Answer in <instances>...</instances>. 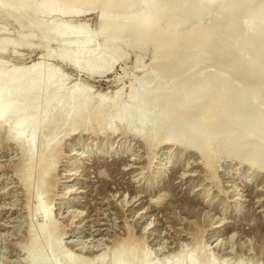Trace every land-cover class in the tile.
<instances>
[{
  "label": "rangeland",
  "instance_id": "374dc122",
  "mask_svg": "<svg viewBox=\"0 0 264 264\" xmlns=\"http://www.w3.org/2000/svg\"><path fill=\"white\" fill-rule=\"evenodd\" d=\"M37 1L40 0H35V2ZM221 1L217 0V9H220V6L221 9L222 6L224 8L226 2L225 8H227L223 11L220 9L221 11L217 14L214 9L207 8L210 10L206 11L199 20L201 25L194 19L186 20L187 23H184V20L180 21L179 16L178 19V17L172 18L171 15H164L165 17L162 15L152 19L153 22L150 23L149 30L147 29L148 31L144 33L137 30L123 31L120 42H136L139 50L124 49L123 58L115 64L114 68L99 76L86 78L71 66L67 64L65 66L57 61L59 66L52 58L45 62L63 70L62 74L70 78L65 83L66 90L83 84L94 91L93 95L102 96L108 92H117L119 88H123L126 93L129 84L136 80L141 87H156L157 82L152 81L151 74L161 77L162 81L166 82L165 86H174L177 82H181L180 80L184 79L185 81L186 76H190L179 73L171 77L168 65L170 67L172 65L163 62L166 57L164 47L168 45L175 34L174 36L179 40L184 38L181 41L177 39L178 43L174 47L175 54L173 53L175 56L190 45L204 43V46L209 48V50L204 49L205 56L199 62V69L196 68V73L192 75V84L198 81L196 74L202 69L203 72L208 73L220 71L230 76L232 85L238 84L237 91L240 89H243L242 91L245 93L247 91L246 94L253 95L257 101L259 100V104L264 106V70L255 66L258 62L257 59H254L252 52L251 55L249 53L247 55L245 51L240 56L236 50L237 45L240 46V39L234 38L235 35L221 33L222 29L219 30V27L217 28L218 32L216 31V34H213L210 39L206 35L207 32L204 31V29L208 30L210 27L227 23V19L228 24L231 23V27H233L240 24L239 20L244 22L245 19L249 20L255 16L256 18L259 16L258 19L264 18V10H262L263 12L257 10L260 7L264 9L262 7L264 0H256V2H254L255 0H246L245 3L242 0H223L222 3ZM4 3L9 4V0H5ZM63 4L61 3L62 6ZM18 6L19 4L15 3L13 9L16 10ZM235 8L238 10L236 9L237 12L233 13ZM246 8L251 11L249 12ZM135 11L140 12L141 7H136ZM245 11L246 13H244ZM103 12L99 7L92 10L83 7L79 9L76 18L53 14L47 18V21L46 19L44 21L52 23L55 20L54 22L59 24L66 22L68 24L71 21L73 22L70 23L72 26L84 24L87 31L94 33L99 30V16ZM224 12L235 19H231L229 15L224 17ZM231 12L232 14H230ZM115 14L117 20L111 26L110 32L116 28L120 18L119 13ZM213 14L216 15V21L218 19L221 21L222 14L223 20L227 18L222 20L220 25L215 21L216 25H214ZM6 15L8 14H0V28L1 31L5 30V32H1L0 39L7 36L12 43H15L20 35L32 34L36 41L44 36V29L33 28L28 21L18 22V19L13 17L12 19L11 16L6 17ZM245 16L249 18L247 19ZM195 21L197 28L199 27L198 31L196 26H193L196 24ZM156 24L162 26V31H160L162 35L159 34ZM175 24L179 26L180 30L178 29L170 36L175 26L169 30L168 27ZM165 25L167 26L165 27ZM156 29L158 32L154 34ZM193 31L196 35L192 33ZM218 33H221V36ZM222 34L224 35L222 36ZM183 35L191 37L185 38ZM224 36L225 39L222 38ZM235 39L236 41H234ZM101 46L102 38L98 37L93 43V47ZM227 49L228 56L223 57L222 54ZM51 50L56 52L59 47L58 50L57 47H51ZM155 50L157 51L155 52ZM42 51L41 46H37L34 51L21 48L16 54L8 52L5 54L6 56L0 57V63L4 62L3 65L6 64L8 68H17V66L25 68L37 63L41 58ZM210 51L212 54L209 53ZM244 54L248 58L253 57L247 59ZM136 62L142 65V71L133 68ZM245 63L248 64L247 67ZM249 63H252V67H249ZM251 68H255V71ZM141 72H144L143 78H138L142 74ZM117 79L122 80L116 83ZM232 85L228 90L236 91ZM247 87L253 88L250 90ZM254 91L255 93H253ZM95 105L94 102L90 103L84 111L82 120L78 122L62 125L57 117L52 119L50 125L57 126L56 134L58 132L57 135L60 139L66 134L64 130L69 127L75 125L73 128L76 127L77 131L61 139L58 149L56 148V152L54 151L53 165H50L54 169L50 172L51 174L49 173V176L47 175L46 180L42 179L45 181L39 179L40 176L38 178V173L31 178L27 177L29 170L27 168L31 164L28 155L8 138L6 128L0 130V264H34L41 249H46L47 246V252L50 250L47 256L55 253L56 256L58 255L57 259L60 260L59 253L65 252L78 260L77 263L80 261L81 264H143L144 262L147 264H171L173 257L176 258L175 255L180 252L184 256L187 255L188 260L191 259L194 264H208L209 261L213 264H264V170L261 171L262 168L257 166L249 169L247 163L240 164V159L237 156L236 159L233 153L222 151L221 155L219 150H210L208 157L201 158L200 155L184 149L179 144L173 145L174 138L168 132L169 129L164 130L165 127L160 129L154 138L151 137L152 140L150 138L147 141L134 138L133 133L127 131L126 128H118L113 134L105 127H103L105 130L99 127L106 124V120H110L112 113L104 114L102 123V120L96 116ZM27 106L28 104L24 103L23 107ZM198 114L191 115V119H194ZM87 123L88 126L85 125ZM11 124H13V120L9 121L7 125ZM241 129L242 132H249L246 127ZM51 132V128H46L41 138L46 140ZM228 133L225 135L227 136ZM168 142L169 144H166ZM175 142H178V139H175ZM92 148L101 155L87 157L88 154H92L90 151ZM209 149H212V146ZM110 151H116L119 154L118 156L113 154V156ZM212 151L216 155H211ZM75 153L82 155V158L77 162L73 157ZM42 154L39 152L38 156H42ZM123 159L128 163L129 159L133 161L129 164L126 161L127 164H116ZM78 163L80 165H77ZM164 164H166V168L159 170L158 167H164ZM47 168L49 167L47 166ZM102 179L107 182L105 187L102 185ZM41 181L43 184L40 183ZM188 199H191L192 203H188ZM37 201L42 202L44 208L50 213L52 228L54 226L53 229H55L51 228L52 232L50 229H47L49 233L46 231V227L50 223H46L47 220L43 216L45 213L40 215L39 208L41 207H37L40 205L37 204ZM34 203L37 204L36 211L40 210L38 214L33 208V206L35 207ZM43 231H45L44 234ZM36 235L35 239L38 240L34 242L32 238ZM130 238L132 241L128 240ZM133 239L134 243H131ZM51 242L57 244L58 251L55 248L53 251L54 246H49ZM98 260H100L99 263ZM60 263L61 261H59Z\"/></svg>",
  "mask_w": 264,
  "mask_h": 264
},
{
  "label": "bare ground",
  "instance_id": "6f19581e",
  "mask_svg": "<svg viewBox=\"0 0 264 264\" xmlns=\"http://www.w3.org/2000/svg\"><path fill=\"white\" fill-rule=\"evenodd\" d=\"M4 1L5 0H0V14H8L6 17L11 16V18H16L19 20L18 22L28 21V23H30L33 28H41L45 30L44 36L37 41L34 39L32 34H27L24 36L20 35L15 43H12L10 38L7 36L3 39H0L1 58L2 56H6L5 54L8 52L16 54L21 48H24V50L26 49L28 51H34L37 46H41L43 49L40 54L41 58H39L38 62L25 68H18V66L17 68H8L6 67V64L5 66L3 65L4 62L0 63V130L6 128L8 138H10L17 146L21 147L20 150L24 151V153L28 155L31 164L27 168L29 169L27 172L28 175L26 174L27 177L31 178L33 175L38 173V178L39 176L41 177L39 179L46 180V178L49 176V173L53 171L52 169H54V167L50 165H53L54 161H52V159L54 158V151L58 149L57 147L59 146L61 139L66 137V135L68 136L72 134V132L77 131L76 127L73 128L75 125L72 127L68 126L69 128L64 130L66 132L65 136L62 135L63 137L60 139L57 135L58 132L56 134L57 126L50 125L52 119L57 117L62 125L78 122L82 120L86 107L92 102L96 104V116L101 120L102 117L104 118V114L112 113L110 120H106V124L99 127H105V129L111 131L113 134L118 128H126L127 131L133 133L132 135L134 138H138L140 141H147L151 137L154 138L155 134L157 132L159 133V130L165 127L164 130L166 131V129H169L168 132H170L171 137L174 138V140L172 139L173 145L179 144L183 146L184 149L200 155L201 158L208 157L210 150H219L218 152H221V155L222 151H225L229 152V154L233 153L235 158L237 156V158L240 159V164L247 163L246 165L249 166V169L256 168L258 166V168H262L261 171L264 170V106L259 104L260 102H258L259 100H256V97L253 95L251 96V94L250 96L246 94L247 91L246 93L242 91L243 89L237 91L238 84L236 85L237 87L235 86V83L232 85L230 76L220 71L208 73L206 71L203 72L202 69L201 72L196 74L198 81L195 83L193 79L194 83L192 84V75L196 73V68L199 69V62L203 56H205L204 49L209 50V48H207L206 45L204 46V43L190 45L180 54H176L178 57L175 56L174 47L179 40L174 36V32L176 33L179 29V26L176 24L168 27L169 30V28L175 26L172 29L173 31L170 33V36H172V33L174 34L172 39L168 45L164 47L166 57H164L163 62L164 64L170 63L172 65L171 67L168 65V72L171 77H174L179 73L190 76H186V79L188 78L187 81L186 79L185 81L184 79L183 81L180 80L181 82H177L174 86H165L166 82L162 81L163 79L161 77L151 74L150 78L152 81L157 82L156 87H141L138 84V80H134L135 82H131L129 84L126 93H124L123 88H119V91L117 92H108L106 94H102V96L97 94L93 95L92 92L94 91H91L89 87L83 84H78L77 86L66 90L67 88H65V83L70 78H67L66 75L65 77L64 74H62L63 70H59L58 68L51 66V64L48 65L45 62L47 59L49 61L52 58V60L54 59V61H58L63 65L67 64L71 66L74 70L82 73L83 76L85 75L86 78L97 75L99 76L104 72L114 68L115 64L123 58L125 54L124 49H134L136 51L139 50L136 42H120V36L123 31L137 30L140 33H144L145 31L149 30L148 28L153 22L151 20L162 15H171L172 18H177L179 16L180 21L184 20V23H187L185 22L186 20L194 19L197 20V22H200L201 25V21L199 20L206 13V11L210 10H207V8L214 9L217 11V14L221 10L223 11V9L227 8H225L227 3L226 1L225 5L223 4L224 8L222 6L221 9L220 6L221 10L217 9V3L220 2H217V0H40L37 2H35V0H9V4H5ZM245 1L246 0H242L244 3ZM254 2H256V0ZM15 3L19 4L16 10L13 9V5ZM61 3H64L63 6ZM248 4L251 7L250 2ZM228 5L230 7V3H228ZM138 6L141 7L140 12L135 11V8ZM260 6L262 5L260 4ZM83 7H85L87 10H92L96 7H99L104 11L99 16L100 27L98 31L94 33L89 32L87 31L88 29L86 30L84 24L72 26L70 23L73 22L71 21L68 24H66L67 22L65 24L62 23L63 25L59 24L58 22H54L55 20L52 23L49 20L50 22H47L48 24L44 21V19L47 21V18L53 14L76 18L79 9ZM236 9L238 10V8H235L233 13L237 12ZM247 10L249 12L251 11V9ZM257 10H261V12H263L262 10L264 9L260 7L259 9L257 8ZM109 13H112L113 15H110ZM115 13H119L120 18L116 28L110 32L111 26L117 20V17L114 16L116 15ZM244 13H246V11ZM230 14H232V12ZM228 15L229 14L225 13L224 17ZM222 16L223 14L221 15V21L223 20ZM229 17L231 18L230 15ZM258 17L259 16L256 18L255 16L251 19L248 17L249 20L245 19V21L243 18L244 22L239 20L240 24L231 27V23L228 24V19L226 20L227 17L224 19L227 21V23L222 24L220 23V19H218V21L215 20L216 15L213 14V24L216 25V21L218 25H222L213 26L210 28L207 26L209 29H206L207 31L204 29V31L207 32L206 35L208 39H210L213 34H216L218 27L219 30L222 29L220 30V32L222 31L221 33L233 36L235 35L234 38L238 37L240 39V46L238 47L236 44V50H238L239 55L241 56L242 52L245 53V51L247 55L248 53L250 54L252 52L254 59H257L258 62V64L256 63L255 66H259L260 69L264 70V18L258 19ZM245 18L247 17L245 16ZM231 19L235 18L233 17ZM197 22L193 26H196ZM16 24L18 25L17 22ZM158 25L156 24V26ZM166 26L167 25H165V27ZM87 27L89 28V26ZM153 28L155 29V27ZM196 30L198 31L199 27ZM2 31L5 32L4 29H2ZM2 31L0 28V34ZM158 31L159 34L162 35V32L160 33V31H162V26H158ZM158 31L156 29L154 34H156ZM204 31H202V33H204ZM192 33L195 34L194 31ZM221 33L218 34L221 36ZM188 34L190 35V33ZM189 35H183V37L190 38L191 36ZM223 35L224 34H222V36ZM98 37L102 38V46L96 48L93 47V43L98 39ZM222 38L225 39V36ZM183 39L184 38L181 40ZM201 41L203 40L201 39ZM234 41H236V39ZM221 42L223 43V39ZM51 47H57V50L59 47V50L53 52ZM157 50H155V52ZM224 51V54L222 55L223 57H227L228 49ZM211 52L212 51L209 53ZM209 53L206 54L210 55ZM251 57L253 56H250L249 58ZM245 58L249 59L246 57V55ZM58 62L56 64L59 65ZM251 64L249 67H252ZM245 66L247 67L248 64ZM133 68L137 69L138 71H142V65L139 62H136V64L133 65ZM251 69L255 71V68ZM256 69L259 71L258 68ZM143 73L138 78H143ZM260 77L259 81L261 80ZM256 78H258V76H256ZM120 80L122 79H117L115 82L119 83L121 82ZM251 83L253 84V82ZM231 85L235 87L236 91L232 92L230 89V92L228 90ZM251 88L253 87H247V89L250 90ZM257 92L256 94H258ZM253 93H255V91ZM24 103L28 104V106L25 108L23 107ZM194 113L199 114L194 117V119H191V115L194 116ZM11 120H13V124L7 125ZM85 125L88 126L89 124L87 123ZM245 127L249 132H245L244 130V132H242L241 128ZM46 128H51L52 132L50 134L51 136L49 135L48 138L46 137V140H43L41 135L43 136V131ZM227 132L230 134L228 133L226 136L225 134ZM175 139H178V142H175ZM166 144H169V142ZM211 146L212 149H209ZM90 151L92 154H88L87 157L89 155H101V153L97 152V150H94L93 148L90 149ZM39 152H42V156L44 155L45 157H42L41 155L38 156ZM212 152L211 155L215 154L214 151ZM113 154L118 156L119 153L116 151L111 152V155ZM73 157L75 158V162H77L78 159L82 158V155L80 156L79 153H75L73 154ZM125 161L127 162L125 159L115 162H117L116 164H125ZM132 161L129 159V163ZM77 165H80V163ZM47 166L49 168L52 167L50 168L51 170L47 168ZM165 168L166 164H164V167H158L159 170ZM55 175L57 176V174ZM42 181L40 183H42ZM102 181V185L105 187L107 182L103 179ZM23 185L25 184L23 183ZM37 202V204H42V202ZM188 203H192L191 199H188ZM37 204H35V207L33 206V208H35V211L37 207L42 208H39L41 211L37 209L36 212L38 214L40 211V215L41 213H45L43 216L47 220L46 223H50L48 226L46 225L48 227H46V231L47 229H50L52 232L55 229H53L54 226L52 228L49 211L44 208L43 204L36 207ZM33 208L31 207V209ZM44 232L45 231H43V234ZM47 233L49 232L47 231ZM33 237L34 238L32 239H34V242H37L38 239H35L37 235ZM131 238L128 240L132 241ZM129 241L128 243L130 244ZM131 243H134V239ZM50 245L54 246L53 251L54 248L57 250V244H54V242L52 244L51 242V244L49 243V246ZM42 248L44 247L42 246ZM46 249H41L39 252L40 255L37 257L34 264H59V261H61L60 264H81L80 261L77 263L78 260H76L73 256L67 255L65 252L62 254L59 253L60 260L57 259L58 255L56 256L55 253L54 255L56 257L54 255L47 256L50 250L47 252ZM53 251L51 253H53ZM129 253L131 254V250ZM175 256L176 258L173 257V262L171 264H194L191 259L188 260L186 257L187 255L184 256V254L181 252ZM95 259L97 260L98 258ZM100 260H98V263ZM210 262L211 261H209L208 264H213ZM143 264L147 263L144 262Z\"/></svg>",
  "mask_w": 264,
  "mask_h": 264
}]
</instances>
